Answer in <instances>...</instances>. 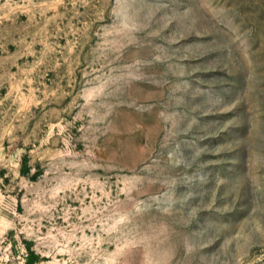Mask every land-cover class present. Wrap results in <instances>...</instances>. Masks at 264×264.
I'll list each match as a JSON object with an SVG mask.
<instances>
[{
    "label": "rangeland",
    "instance_id": "rangeland-1",
    "mask_svg": "<svg viewBox=\"0 0 264 264\" xmlns=\"http://www.w3.org/2000/svg\"><path fill=\"white\" fill-rule=\"evenodd\" d=\"M0 264H264V0H0Z\"/></svg>",
    "mask_w": 264,
    "mask_h": 264
}]
</instances>
